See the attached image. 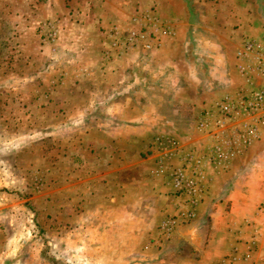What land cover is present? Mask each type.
Masks as SVG:
<instances>
[{
    "label": "rangeland",
    "instance_id": "obj_1",
    "mask_svg": "<svg viewBox=\"0 0 264 264\" xmlns=\"http://www.w3.org/2000/svg\"><path fill=\"white\" fill-rule=\"evenodd\" d=\"M188 1L0 0V264H136L162 256L169 244L181 239L179 233L199 220L200 208L205 209L200 218L206 228L213 224L210 210L215 205L216 182L208 184L194 220L181 222L170 237L161 229L175 216L178 205L165 179L154 177L155 166L149 158L151 143L160 134L194 143L201 104L208 93L220 91L215 80H207L206 63L184 76L170 67L169 79L178 76L172 78L175 89L163 92L167 103L154 106L157 117L145 125L119 119L122 104L134 97L132 90L120 88V94L114 95L108 87L103 92L107 76L105 81L111 85L122 76L130 82L129 72L118 71L129 68L127 58H121L134 54L143 62L144 57L136 54H151L136 50L107 55L109 30L139 27L135 18L145 12L175 25L181 4ZM200 1L206 5L201 4L199 13H211L223 23L217 33L227 47L228 61L232 62L235 47L244 39L264 36V0H231L244 4L243 9L229 0ZM91 14L99 15V25ZM233 19L232 26L224 25ZM48 23L56 32L52 42L46 39L52 30ZM225 27L233 28L236 39L229 30H222ZM114 61L113 73L103 72L113 68ZM150 89L140 90L142 100ZM109 97L110 103H101ZM146 125L141 135L120 134L131 126ZM102 129L120 134L116 139L121 150L115 159L103 154L112 169L104 168L103 152L94 147L102 137L87 135ZM255 151L249 157H255ZM118 181L125 185L118 186ZM255 190V186L248 188L249 198ZM263 202L239 225L258 227L252 233L253 244H264V212H258ZM241 209L226 204L223 211L241 215ZM220 224L224 226L223 221ZM246 257L252 258L251 254Z\"/></svg>",
    "mask_w": 264,
    "mask_h": 264
},
{
    "label": "crops",
    "instance_id": "obj_2",
    "mask_svg": "<svg viewBox=\"0 0 264 264\" xmlns=\"http://www.w3.org/2000/svg\"><path fill=\"white\" fill-rule=\"evenodd\" d=\"M229 1L232 2L231 0ZM238 1L244 2V0ZM203 3L206 5L205 2L200 0L188 1L187 4L184 3L186 4L185 6L181 4L183 9L180 19L175 20L177 21L175 22L177 27H174V23L172 24L173 27L168 23L173 30V35L163 38L159 48L155 49L151 54H136L139 57H144L143 62L136 60L134 54H129L120 59L122 61L127 58L129 68H122L118 71L123 73V75L125 72H129L131 74L130 82L126 83L125 77L121 75L122 80H116L111 85L108 82L109 77L105 78L108 81L104 80V83L108 84H104L103 92L108 87L114 91V95L120 94V88H122L123 92L130 90L134 92V97L122 104L124 107L119 112V119L127 122H138L141 125L142 123L145 125L146 123L144 122L146 121L155 120L157 112L154 110V106H165L167 103L164 100L163 92H172L175 89V87H172V78H178V76L173 75L169 79L172 71L171 68L177 74L179 72V74L184 76L190 73L193 68H200L203 63H206L205 68L208 69L207 78H209L207 80H215L214 82L217 83L216 87L220 89L219 93L222 91H233V88L238 87L242 83L237 73V59L235 57L236 50L241 44L235 47L231 58L232 62L228 61L229 54H226L227 47L222 43L223 39L217 33L220 32V25L223 23L211 13H209V16L199 13V7L202 8L201 4ZM231 5L237 9L244 8V4L238 5L236 1L232 2ZM207 8L211 9L212 5L209 4ZM188 9H190L191 15ZM167 15L165 16L171 19L169 14ZM95 16L90 15L91 19L99 25V15L95 14ZM235 21L236 19L232 21L225 20L226 24L224 25L232 26ZM119 22L120 20L118 19L117 26H119ZM222 30L232 32L233 38L237 36L234 34L233 28L225 27ZM236 31H239V34L242 33L241 28ZM102 43L101 49L103 48ZM231 44H233V41ZM97 59L99 60L98 56ZM115 63L117 61L110 64L113 68H106L103 72H107V74L113 73L112 70L115 69ZM184 66H188L189 70L188 68H184ZM110 69L112 70L110 71ZM126 69L129 70L126 71ZM154 78H158L162 82L153 81ZM112 81H114L113 77ZM98 85H102V83ZM145 86L151 88V91L150 93H146L147 98L142 100L139 92ZM208 94L209 97L203 101L201 108L213 99L214 93ZM109 99L110 97L104 98L101 103H110ZM147 126H141L140 128L138 126H131L127 131H121L120 134L123 136L125 134L130 136L131 133L141 135L146 131ZM120 134L116 135V133L102 129L100 131L93 130L92 132H88L87 135L102 137V140L100 139L99 142L100 144H96L94 147H96L97 151L100 149L103 152L102 156L103 154L114 156L118 151L119 154L121 150L119 147L117 148L120 139H116L120 137ZM131 141L133 140L131 139ZM253 148L256 149L255 157H249V152L252 153ZM253 148L248 150L242 157L233 161L228 170L217 175L211 182V184L218 183L213 187L215 193L212 199H214L215 205L210 210H213L211 212V216L214 219L213 224L211 223L206 228L204 222H202L203 219L200 218L204 215L205 209L204 207L200 208V212H198L200 216L198 217L199 220L196 221L195 225L179 233L181 239L178 238L169 244L165 249L166 251L162 252V256L141 259V263L136 262V264H264V244H253L251 242L252 233L254 234V231L258 227L246 226L243 228L239 226L242 223L241 220L253 210L255 205L264 200V173L259 172V170L264 169V136ZM103 158L105 160H102L100 163H103L104 168H114L106 165L107 160H109L108 157L103 156ZM104 175H106L104 179H108V175ZM112 178H115V176L112 175ZM117 183L118 186L125 185L121 181ZM137 183L138 181L135 184ZM251 186H255L256 194L253 192L254 194L249 198L248 188L250 189ZM226 204L232 207L242 206L241 215H234V213L232 215L231 212H224L223 208ZM222 216L224 217L223 219L221 218ZM221 221L224 222L223 227L220 224ZM246 254H251L252 258L247 257L244 259ZM233 257L240 259L237 260Z\"/></svg>",
    "mask_w": 264,
    "mask_h": 264
},
{
    "label": "built area",
    "instance_id": "obj_3",
    "mask_svg": "<svg viewBox=\"0 0 264 264\" xmlns=\"http://www.w3.org/2000/svg\"><path fill=\"white\" fill-rule=\"evenodd\" d=\"M135 22L140 26L136 24L139 27L125 32L118 27L109 30L111 44L107 55L136 50L153 52L160 45L157 36L173 35L171 27L154 13L145 12ZM51 23L45 25L52 26L46 38L52 42L56 32ZM235 57L242 83L233 91L214 93L213 99L199 110L194 143L169 133L160 134L151 143L149 158L155 166L154 177L165 179L169 194L178 205L175 216L161 227L169 237L181 222L195 219L208 184L264 136V36L244 39ZM258 212H264V202Z\"/></svg>",
    "mask_w": 264,
    "mask_h": 264
}]
</instances>
